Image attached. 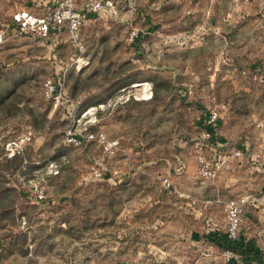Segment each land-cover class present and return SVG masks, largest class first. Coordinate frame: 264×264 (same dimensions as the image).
Masks as SVG:
<instances>
[{"label":"rangeland","instance_id":"374dc122","mask_svg":"<svg viewBox=\"0 0 264 264\" xmlns=\"http://www.w3.org/2000/svg\"><path fill=\"white\" fill-rule=\"evenodd\" d=\"M113 1L79 52L67 24L41 36L18 20L68 0H0V264H230L234 244V264H262L264 0ZM223 103L213 142L242 155L205 177L197 142ZM247 194L259 203L230 243L226 203Z\"/></svg>","mask_w":264,"mask_h":264},{"label":"built area","instance_id":"2783aa9c","mask_svg":"<svg viewBox=\"0 0 264 264\" xmlns=\"http://www.w3.org/2000/svg\"><path fill=\"white\" fill-rule=\"evenodd\" d=\"M102 11L107 13H116V5L113 0H87L83 7L80 9L75 8L74 0H68V3L65 5H60L57 9L53 10L51 14L43 16H35L28 11L20 13L19 21H23L24 27L26 29L37 28L41 36H47L50 32L53 31L55 27H60L63 24H67L70 36L73 39L74 45L79 52L85 50V45L80 39L81 31L83 28L88 27L95 21V19L100 16ZM108 18H116V15H105ZM139 35V29L133 27L130 32V40L132 42ZM78 64V67H82L86 63L84 57H79L75 61ZM45 87L49 94H54L56 100L60 99V95H57L56 88L57 84L54 79L49 78L45 81ZM143 93L152 94V87L148 88L143 87ZM194 94V89L192 86H189L183 93V96H190ZM145 98V97H144ZM146 99H150L146 98ZM226 108V105L217 104L209 109L207 113V123L208 129L205 130L202 134L200 141L197 142V147L200 149L201 153L198 156L199 161V172L202 176L205 177H216L219 173L227 166L229 163L242 155V150L237 149L233 153H225L222 149L216 146L213 142L214 135L217 130L218 121L222 117L221 109ZM32 131H27L22 133L14 141L9 143L8 149L10 151L9 156H15L19 153L24 144L29 142L32 139ZM85 138V137H84ZM86 138L91 140H96L100 143H105L107 141L106 134L103 132L100 133H88ZM77 144L82 143L83 139L81 137L71 138ZM117 143H110L109 152L113 153V146ZM210 147L214 149V158L209 160L203 153L204 148ZM164 184L168 187L172 186V181L169 178L164 179ZM259 203L258 199L253 195L247 194L240 198L230 199L226 203V210L228 212L229 218V229L227 231V238L229 242L237 240L239 229L242 221L244 220V213L246 208L250 205L256 206ZM262 239V244L264 247V227L260 232ZM223 256L226 261L230 264H234L239 260L240 254L238 250L234 247H229L224 250ZM264 264V262L262 263Z\"/></svg>","mask_w":264,"mask_h":264},{"label":"crops","instance_id":"0c3cea01","mask_svg":"<svg viewBox=\"0 0 264 264\" xmlns=\"http://www.w3.org/2000/svg\"><path fill=\"white\" fill-rule=\"evenodd\" d=\"M261 209L264 211V203H263V205H262V207H261ZM250 217H251V215H250ZM255 225V224H254ZM251 228L250 227H248V228H246V230L245 231H247V235L249 236L250 235V233H249V230H250ZM244 231V229H243V231H242V233L243 232H245ZM226 240V239H225ZM250 242V238L249 237H247V239H246V243L248 244ZM230 243H232V242H230ZM246 243H244L245 245H246ZM233 246H236L235 244L233 245ZM246 246H248V245H246ZM247 250H249V247H245ZM236 249L237 250H239V247H236ZM250 257L248 256V259H249Z\"/></svg>","mask_w":264,"mask_h":264},{"label":"bare ground","instance_id":"6f19581e","mask_svg":"<svg viewBox=\"0 0 264 264\" xmlns=\"http://www.w3.org/2000/svg\"><path fill=\"white\" fill-rule=\"evenodd\" d=\"M145 86H147V85H143V87H145ZM139 94H140V93H139ZM144 96H145V97H148V98L150 97L148 93L144 94Z\"/></svg>","mask_w":264,"mask_h":264},{"label":"trees","instance_id":"16d2710c","mask_svg":"<svg viewBox=\"0 0 264 264\" xmlns=\"http://www.w3.org/2000/svg\"><path fill=\"white\" fill-rule=\"evenodd\" d=\"M232 247L236 248V246H232Z\"/></svg>","mask_w":264,"mask_h":264}]
</instances>
